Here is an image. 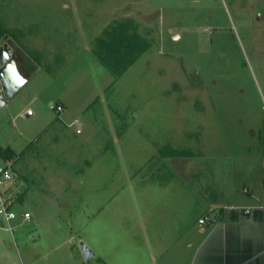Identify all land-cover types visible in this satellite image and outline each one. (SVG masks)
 I'll use <instances>...</instances> for the list:
<instances>
[{"label":"rangeland","instance_id":"rangeland-1","mask_svg":"<svg viewBox=\"0 0 264 264\" xmlns=\"http://www.w3.org/2000/svg\"><path fill=\"white\" fill-rule=\"evenodd\" d=\"M127 19L152 47L115 82L95 42ZM2 29L28 82L0 109V149L28 150H0L18 200L0 264H150L185 247L206 197L261 182L264 0H0Z\"/></svg>","mask_w":264,"mask_h":264},{"label":"crops","instance_id":"crops-1","mask_svg":"<svg viewBox=\"0 0 264 264\" xmlns=\"http://www.w3.org/2000/svg\"><path fill=\"white\" fill-rule=\"evenodd\" d=\"M21 55L24 56V52ZM19 58L20 52L17 54L20 67ZM24 67L27 68L26 62ZM169 159L174 158H166V161ZM246 181L238 194L235 187H231L227 196L215 193L210 199L206 197L205 208L198 219L199 227L193 226L185 232L188 238H183L185 247L174 249L178 237L173 238L168 248H159L161 252L155 254L150 264H264V212L261 209L264 208V175L261 182ZM246 210L250 213H245ZM206 217L209 218L207 224L201 225L200 220Z\"/></svg>","mask_w":264,"mask_h":264},{"label":"trees","instance_id":"trees-1","mask_svg":"<svg viewBox=\"0 0 264 264\" xmlns=\"http://www.w3.org/2000/svg\"><path fill=\"white\" fill-rule=\"evenodd\" d=\"M138 30L139 25L131 19H127L106 28L95 42V54L99 61L110 71L115 82L121 79L127 70L152 47V42L149 43ZM6 35L14 39L20 50L24 52V47L20 43V39H18L13 31L2 29L0 32V38ZM34 73L35 72H32L30 75L32 76ZM55 107H62V109L66 108L62 102H57ZM26 151L17 155L11 147H8L5 149V154L6 157H8V160L13 164H16V161L21 160L20 158L26 153ZM190 154L192 153H183L176 149H170V151L162 153L161 156L164 158L181 157L183 155L193 156ZM15 157L17 160H12V158Z\"/></svg>","mask_w":264,"mask_h":264},{"label":"water","instance_id":"water-1","mask_svg":"<svg viewBox=\"0 0 264 264\" xmlns=\"http://www.w3.org/2000/svg\"><path fill=\"white\" fill-rule=\"evenodd\" d=\"M4 37L0 42V109L6 101L14 98L19 91L27 84L28 79L22 75L17 62L18 48L12 39ZM6 40H8L6 42ZM5 43V44H4ZM85 260L92 259L95 254L81 243Z\"/></svg>","mask_w":264,"mask_h":264},{"label":"built area","instance_id":"built-area-1","mask_svg":"<svg viewBox=\"0 0 264 264\" xmlns=\"http://www.w3.org/2000/svg\"><path fill=\"white\" fill-rule=\"evenodd\" d=\"M59 111H62V107L57 108ZM14 180V175L10 168H6L1 166L0 164V224L3 226L4 223L11 224L13 221L18 219L17 214L13 211V205L16 200L10 195L7 194L8 189L12 181ZM247 192V191H246ZM264 212V208H261ZM245 213L249 214L250 211L246 210ZM20 218L24 220H30L31 215L29 213H25L20 215ZM209 218H204L200 220L201 225H206ZM10 232L14 231L10 229V227L5 228Z\"/></svg>","mask_w":264,"mask_h":264},{"label":"flooded vegetation","instance_id":"flooded-vegetation-1","mask_svg":"<svg viewBox=\"0 0 264 264\" xmlns=\"http://www.w3.org/2000/svg\"><path fill=\"white\" fill-rule=\"evenodd\" d=\"M6 36H8V35H6ZM6 36H4V37H6ZM4 37H2V38H0V42L2 41V39H4ZM9 37V36H8ZM9 39H10V37H9ZM8 39V40H9ZM8 40H6V42L8 41ZM15 43V42H14ZM5 44V43H4ZM15 46L18 48V53L20 52H22L21 50H20V48L18 47V45H17V43H15ZM201 84H200V87H202L201 85H202V81H199Z\"/></svg>","mask_w":264,"mask_h":264}]
</instances>
